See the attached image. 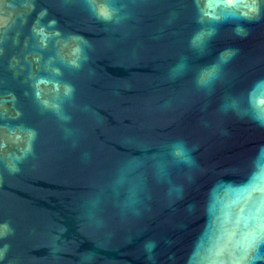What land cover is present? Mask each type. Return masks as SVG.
<instances>
[{
    "label": "water",
    "instance_id": "obj_1",
    "mask_svg": "<svg viewBox=\"0 0 264 264\" xmlns=\"http://www.w3.org/2000/svg\"><path fill=\"white\" fill-rule=\"evenodd\" d=\"M258 101L264 0H0V264H264Z\"/></svg>",
    "mask_w": 264,
    "mask_h": 264
},
{
    "label": "clouds",
    "instance_id": "obj_2",
    "mask_svg": "<svg viewBox=\"0 0 264 264\" xmlns=\"http://www.w3.org/2000/svg\"><path fill=\"white\" fill-rule=\"evenodd\" d=\"M98 11V14L104 18V19H110L111 18V9H110V5H108L107 3H101L100 5H98L97 9ZM78 51V49H77ZM73 63H75V61H73ZM258 103H264V101H258ZM30 149H26L25 151H28ZM14 159L16 160H19L21 159L20 156H16ZM10 170L11 171H18V167H15V166H11L10 167ZM2 229L3 230H0V238H2L4 235L7 234V231L9 230V226L7 223H5L3 226H2ZM151 247H154V244L151 245ZM5 248H7V245L5 246ZM0 259H2V254H0Z\"/></svg>",
    "mask_w": 264,
    "mask_h": 264
}]
</instances>
